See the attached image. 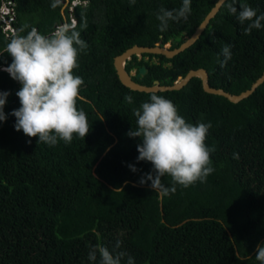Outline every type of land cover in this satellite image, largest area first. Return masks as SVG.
Segmentation results:
<instances>
[{"label": "trees", "instance_id": "1", "mask_svg": "<svg viewBox=\"0 0 264 264\" xmlns=\"http://www.w3.org/2000/svg\"><path fill=\"white\" fill-rule=\"evenodd\" d=\"M7 1L0 0V91L10 93L7 119L0 122V264H99V254L88 259L90 250L97 244L111 250L118 240L135 264H261L255 255L264 245V80L234 102L205 91L198 76L178 89L131 90L114 65L134 43L177 46L216 0H192L188 19L169 21L164 32L159 9H178L183 0H60L55 9L53 0H10L14 32L2 19ZM227 2L185 49L172 57L132 55L125 69L145 64L142 79H133L151 84L172 83L202 66L211 85L231 92L248 88L264 69V28L244 35L247 22L241 25ZM244 2L264 13V0ZM74 20L88 45L75 74L84 80L77 107L87 114L90 132L50 147L15 129L11 113L21 107L16 93L22 84L5 70L13 60L6 45L24 24V35L32 27L50 35ZM225 44L232 45V58L221 68ZM153 93L171 100L186 121L210 122L206 144L216 149L215 171L205 182L176 185L168 195L156 193L151 181L139 183L154 166L137 160L142 139L127 135L136 127L134 109ZM162 183L171 187V177Z\"/></svg>", "mask_w": 264, "mask_h": 264}, {"label": "clouds", "instance_id": "2", "mask_svg": "<svg viewBox=\"0 0 264 264\" xmlns=\"http://www.w3.org/2000/svg\"><path fill=\"white\" fill-rule=\"evenodd\" d=\"M130 2L134 4L135 0ZM191 2L183 0L178 9L161 7L156 17L160 22L159 31H166L169 21H186L192 10ZM224 2L227 0H222ZM59 4L60 0H53L51 7L55 9ZM12 6L9 0L3 3L1 9V13L10 19L11 26L15 16ZM227 10L237 16L241 25L247 22L243 28L244 35L251 34L253 29L264 28V13L258 15V10L244 0L227 2ZM75 22L58 26L50 35L41 34L35 27L24 35L22 33L29 28L24 24L6 45V53L13 60L5 70L22 84L16 93L21 107L11 113L16 117L15 129L22 130L28 137H38V144L43 142L51 147L61 140L71 144L74 136L85 139L90 132L87 114L77 107L84 80L75 74L80 67L79 56L88 45L81 39ZM86 26L85 21L82 27ZM231 48L229 44L223 46L221 68L232 58ZM9 95V92L0 91V122L7 119L4 107ZM124 99L129 104L133 103L130 95ZM134 115L136 127L127 135L142 139V144L137 145V160L151 162L154 166L153 173L141 178V185L151 181L156 193L168 195L176 192V185L187 188L197 181L205 182L215 171L211 154L216 149L206 144L212 128L210 122L193 124L186 121L171 100L155 93L150 95V102H143L134 109ZM129 167L133 172L138 171L135 166ZM165 176L171 177V187L162 183ZM121 244L118 240L111 250L97 244L90 250L88 259L96 261L99 254V264H122L125 257L126 264H135L132 256L119 250ZM255 258L264 264V245L257 246Z\"/></svg>", "mask_w": 264, "mask_h": 264}, {"label": "water", "instance_id": "3", "mask_svg": "<svg viewBox=\"0 0 264 264\" xmlns=\"http://www.w3.org/2000/svg\"><path fill=\"white\" fill-rule=\"evenodd\" d=\"M221 5L222 0H216V2L212 5L210 10L195 27L192 33L189 34L185 39H183L177 46L172 47L170 43L167 42L161 45L159 40H156L153 45L134 43L132 46L125 49L124 52L115 56L114 65L120 81L124 84V86L128 87L131 90L146 92L165 89H178L184 86L190 80L191 77L198 76L201 80V85L205 91L224 95L229 100L234 102L242 99L243 97L253 92L257 85L264 80V69L261 75H259L248 88H245L240 92H231L223 87L211 85L209 83L208 71L205 67L202 66L190 68L184 75H178L177 79L174 80L172 83L166 82V79H164L163 81L154 79L151 84H143L133 79V76L142 79V75H144L148 71V68L145 64H141L137 70L132 69L127 71L125 69V63L129 58L132 57V55H141L144 52H152L161 53L166 57H172L181 50L185 49L200 36L203 29L206 27L210 19L216 14Z\"/></svg>", "mask_w": 264, "mask_h": 264}, {"label": "built area", "instance_id": "4", "mask_svg": "<svg viewBox=\"0 0 264 264\" xmlns=\"http://www.w3.org/2000/svg\"><path fill=\"white\" fill-rule=\"evenodd\" d=\"M2 19H3V21L5 20L4 22L6 23L7 26L10 25L9 24L10 19L5 14H2ZM11 29L14 31V28L13 27Z\"/></svg>", "mask_w": 264, "mask_h": 264}, {"label": "rangeland", "instance_id": "5", "mask_svg": "<svg viewBox=\"0 0 264 264\" xmlns=\"http://www.w3.org/2000/svg\"><path fill=\"white\" fill-rule=\"evenodd\" d=\"M74 4H75V3H74ZM5 10L8 11V9H7L6 7H5ZM4 21H5V20H4ZM73 22H75V21H73ZM9 28H12V27H11L10 25H8V26L6 25V26H5V30H9ZM11 31L14 32L12 29H11ZM167 43H170V42H167Z\"/></svg>", "mask_w": 264, "mask_h": 264}, {"label": "bare ground", "instance_id": "6", "mask_svg": "<svg viewBox=\"0 0 264 264\" xmlns=\"http://www.w3.org/2000/svg\"><path fill=\"white\" fill-rule=\"evenodd\" d=\"M77 2V1H76Z\"/></svg>", "mask_w": 264, "mask_h": 264}]
</instances>
